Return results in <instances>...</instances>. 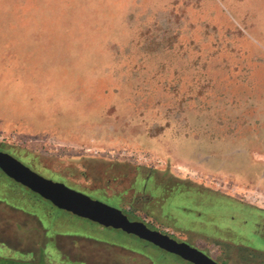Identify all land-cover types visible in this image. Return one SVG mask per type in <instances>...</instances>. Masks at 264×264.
<instances>
[{"label": "rangeland", "instance_id": "rangeland-1", "mask_svg": "<svg viewBox=\"0 0 264 264\" xmlns=\"http://www.w3.org/2000/svg\"><path fill=\"white\" fill-rule=\"evenodd\" d=\"M0 151L174 240L212 219L264 250L242 226L264 216L231 204L264 209V0H0ZM0 199L22 252L43 228L11 205L38 200L47 244L68 236L72 260L119 264L122 246L190 264L21 185ZM11 256L0 264H43Z\"/></svg>", "mask_w": 264, "mask_h": 264}, {"label": "water", "instance_id": "water-1", "mask_svg": "<svg viewBox=\"0 0 264 264\" xmlns=\"http://www.w3.org/2000/svg\"><path fill=\"white\" fill-rule=\"evenodd\" d=\"M0 171L15 183L50 202L57 209L102 227L134 235L192 264H217L187 243L177 242L168 235L150 230L143 222L129 221L120 209L93 200L63 183L47 179L2 151H0Z\"/></svg>", "mask_w": 264, "mask_h": 264}, {"label": "flooded vegetation", "instance_id": "flooded-vegetation-1", "mask_svg": "<svg viewBox=\"0 0 264 264\" xmlns=\"http://www.w3.org/2000/svg\"><path fill=\"white\" fill-rule=\"evenodd\" d=\"M235 204L238 207V209H241V211L244 210L248 211L245 208H249L250 212L256 215L258 213L259 215L264 216L263 208L249 207V206L247 207V205L240 203L239 201L235 202ZM198 215H200V213H198ZM259 215H257V217H259ZM233 217L234 216H231L229 220L230 221L234 220ZM209 223H210V229L207 236H201L202 230L201 228H198L197 231L195 232L196 234H195L194 243H189L185 240H176V241L187 243L191 247L197 249L198 251H200L210 259H212L217 264H264V250L256 249L254 246L250 245V241L249 242L244 241L242 238H240L242 237V234L240 233H234L228 229L223 230L218 227H214L213 225L216 223L212 219L209 220ZM144 224L150 230L153 231L156 230L151 226H149L148 224L146 223ZM258 225L259 228L257 225L252 226L250 230V234L254 236L253 238L264 239V228L261 229V225L260 224ZM262 227H264L263 223H262ZM119 250H121V252L124 253L121 254V256L116 255L115 257H112L119 264H155L154 261L151 259V257H149L144 252L132 251L122 246L119 247Z\"/></svg>", "mask_w": 264, "mask_h": 264}, {"label": "crops", "instance_id": "crops-1", "mask_svg": "<svg viewBox=\"0 0 264 264\" xmlns=\"http://www.w3.org/2000/svg\"><path fill=\"white\" fill-rule=\"evenodd\" d=\"M47 203H48V201H47ZM11 206L14 207L15 209L21 211V212H24L25 214H27L30 217L35 218L36 221L38 222V224L40 226H42L43 229H42V231H39L38 229H35V230H33L34 234H32V236L34 238L35 237L37 238V235H40V237H41L40 241H39V238H38V245L36 247V255L37 256L35 255V247L34 246H33V248L31 250H28L27 252H22L20 250V248H18L17 246H12L10 242L14 241L15 243H17L18 239L15 240L12 237V235L10 233H8V230H5L3 232V235L0 234V258L3 257V256L12 257L11 255L16 253V254L20 255L21 261H28L30 263H38V262L40 263V262L43 261V264H85V262H83V261L72 260V258L70 257L69 253L63 251L58 246V239L59 238H67V239H69L68 236L56 235L52 239V244L51 245L47 244L46 236H47V234L49 232V229H47V227L43 223L42 215H39V214H37L35 212L27 211L22 206H18V205H14V206L11 205ZM43 212H46V211L44 210ZM1 227H3V225H0V228ZM15 228H16L17 232H24V228H23L22 224H18L17 223L15 225ZM4 233H6V234H4ZM82 241H84V240L81 239V242ZM70 243L73 244L71 241H70ZM73 245H75V244H73ZM78 245H80V244H78ZM78 245H75V246H78ZM99 255H100V257L103 256L100 253H99ZM34 256H36L35 260L33 259ZM27 257H30V259L27 258ZM12 259H14V258H12ZM15 261L17 262V261H20V260H16L15 259Z\"/></svg>", "mask_w": 264, "mask_h": 264}, {"label": "trees", "instance_id": "trees-1", "mask_svg": "<svg viewBox=\"0 0 264 264\" xmlns=\"http://www.w3.org/2000/svg\"><path fill=\"white\" fill-rule=\"evenodd\" d=\"M0 184L3 186V187H20V185L19 184H17V183H15L14 181H12L11 179H8V177H6L1 171H0ZM33 193V192H32ZM34 197H35V195H34ZM1 201H2V199H0ZM37 203H39L38 202V200H36L35 201V205L33 206V210H34V212L35 213H37L36 212V210H35V206H39V207H41L39 204H37ZM231 204H233V205H235L236 206V204L234 203V202H232ZM41 212H43L45 209L43 208V207H41ZM245 212H246V215L248 216H252V217H254V215L253 214H251V213H248V211H246V210H244ZM38 214V213H37ZM245 215V216H246ZM251 222V220L249 219V220H247L246 221V224H241L242 226H250V228H252V226L254 225V223H250Z\"/></svg>", "mask_w": 264, "mask_h": 264}]
</instances>
